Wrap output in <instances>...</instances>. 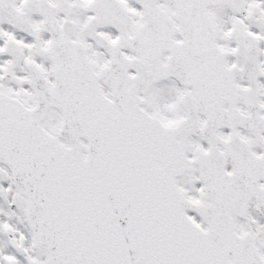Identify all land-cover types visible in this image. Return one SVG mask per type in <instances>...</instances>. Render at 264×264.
Listing matches in <instances>:
<instances>
[{
  "label": "snow or ice",
  "instance_id": "1",
  "mask_svg": "<svg viewBox=\"0 0 264 264\" xmlns=\"http://www.w3.org/2000/svg\"><path fill=\"white\" fill-rule=\"evenodd\" d=\"M0 264H264V0H0Z\"/></svg>",
  "mask_w": 264,
  "mask_h": 264
}]
</instances>
